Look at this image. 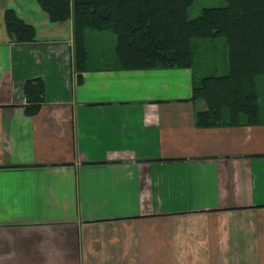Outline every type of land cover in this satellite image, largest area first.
<instances>
[{
  "label": "crops",
  "instance_id": "0c3cea01",
  "mask_svg": "<svg viewBox=\"0 0 264 264\" xmlns=\"http://www.w3.org/2000/svg\"><path fill=\"white\" fill-rule=\"evenodd\" d=\"M6 9L34 42L9 41ZM71 37L0 0V264H264V125L195 128L188 69L95 60L77 83Z\"/></svg>",
  "mask_w": 264,
  "mask_h": 264
},
{
  "label": "trees",
  "instance_id": "16d2710c",
  "mask_svg": "<svg viewBox=\"0 0 264 264\" xmlns=\"http://www.w3.org/2000/svg\"><path fill=\"white\" fill-rule=\"evenodd\" d=\"M34 1L48 22L70 20L77 83L95 60L102 69L120 71L188 69L189 101L204 105L194 113L195 128L264 125L259 102L264 101V0H222L223 6L202 8L194 19L186 17L193 0ZM2 21L11 43L34 42L33 27L13 10H4ZM104 33L114 37L112 57L105 60L103 52L104 60L95 55L90 62L88 43L103 41ZM216 41L225 51L224 73L197 78V50ZM22 94L24 113L33 115L42 103V81H25Z\"/></svg>",
  "mask_w": 264,
  "mask_h": 264
},
{
  "label": "rangeland",
  "instance_id": "374dc122",
  "mask_svg": "<svg viewBox=\"0 0 264 264\" xmlns=\"http://www.w3.org/2000/svg\"><path fill=\"white\" fill-rule=\"evenodd\" d=\"M222 0H193L191 5L186 11L187 19H194L199 14L202 8H217L223 6ZM105 37L102 44V52L105 53V60L108 59V55L111 54L113 48V35L110 33H104ZM95 41L88 43L87 49L89 51L90 62L93 61L94 56L98 49L95 47ZM206 46V48H204ZM204 47L197 50L196 61L199 67L196 68L194 74L197 78L202 75H221L225 71V51L223 50L222 44L216 41L213 44L205 43ZM94 63V62H92ZM205 66V67H204ZM204 67V70L201 68ZM261 94L264 98V87H261ZM261 114L263 116L264 112V101L260 100Z\"/></svg>",
  "mask_w": 264,
  "mask_h": 264
}]
</instances>
